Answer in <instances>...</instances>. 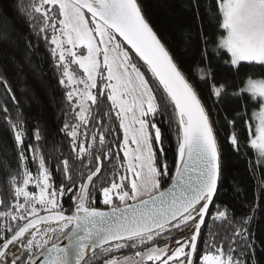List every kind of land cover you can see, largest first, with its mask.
Returning a JSON list of instances; mask_svg holds the SVG:
<instances>
[{
    "label": "snow or ice",
    "instance_id": "snow-or-ice-1",
    "mask_svg": "<svg viewBox=\"0 0 264 264\" xmlns=\"http://www.w3.org/2000/svg\"><path fill=\"white\" fill-rule=\"evenodd\" d=\"M187 7L195 28L171 45L141 0H17L15 19L0 16V86L16 106L15 116L0 106L10 139L0 147V264H258L250 228L264 179L250 215L236 218L220 195L225 146L254 150L249 171L264 173V0ZM41 45L63 89L54 150L39 123L27 127L7 77L34 67ZM215 61L235 78L218 80ZM256 66L261 78L245 71ZM237 81L231 95L245 103L229 113L220 105Z\"/></svg>",
    "mask_w": 264,
    "mask_h": 264
},
{
    "label": "trees",
    "instance_id": "trees-1",
    "mask_svg": "<svg viewBox=\"0 0 264 264\" xmlns=\"http://www.w3.org/2000/svg\"><path fill=\"white\" fill-rule=\"evenodd\" d=\"M189 2L190 0H141L155 30L170 45L181 38L182 29L187 32L189 30L187 26L189 25L193 29L195 28L192 12L187 7ZM16 3L17 0H0V16L15 19L14 9ZM192 39L193 43L196 44L195 31L192 32ZM33 65L34 67L25 68L22 72L11 67L7 73L8 81L19 101V111L23 113L27 127L30 129L39 123L47 134V148L50 150H54V147L60 149L63 137L62 134L58 133V129L62 126L64 119L61 112L63 89L58 85L57 73H55L52 60L47 55L43 45L33 56ZM182 68L185 72L193 70L195 68L193 57L183 56ZM214 69L217 79L220 81L235 78L234 70L222 61H215ZM245 71L255 78H261L259 66L255 68L246 67ZM200 87L205 92L208 91V85L201 83ZM239 87H242V85H239L237 81V85L228 89L229 95L221 102L220 107L227 109L229 113L239 110L241 105L245 103V101L231 95ZM5 104L10 109L11 115L15 116L16 106L5 93L4 88L0 86V106ZM257 110L254 106L249 107L245 119L248 120L252 112ZM251 123L254 125V118L251 119ZM161 127L167 130L166 121H161ZM53 140H55V146H53ZM9 145V136L5 131L2 120H0V147H8ZM165 148L167 159L171 162L175 155V136L171 131H168ZM243 151L247 152L248 149L245 148ZM223 156V186L220 199L229 206L236 218L250 215L251 212L248 206L260 195L259 185L261 180L264 179V173L257 171L253 175L249 171L247 160L255 158L254 151L248 157H245L236 154L230 147L225 146ZM64 203L67 206V197L64 198ZM250 231L255 235V260L258 264H264V243H262L264 242V211L257 210L255 219L251 222ZM207 235L205 230L204 237L207 238ZM126 254L130 255V253Z\"/></svg>",
    "mask_w": 264,
    "mask_h": 264
},
{
    "label": "rangeland",
    "instance_id": "rangeland-1",
    "mask_svg": "<svg viewBox=\"0 0 264 264\" xmlns=\"http://www.w3.org/2000/svg\"><path fill=\"white\" fill-rule=\"evenodd\" d=\"M73 68H77V66H73ZM78 70V69H77ZM93 91H95V90H93ZM255 123H256V121H255V119H254V125H255ZM254 151V150H253Z\"/></svg>",
    "mask_w": 264,
    "mask_h": 264
}]
</instances>
